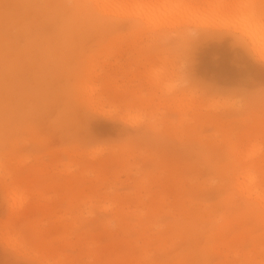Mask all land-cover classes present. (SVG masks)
I'll list each match as a JSON object with an SVG mask.
<instances>
[{
  "label": "rangeland",
  "instance_id": "rangeland-1",
  "mask_svg": "<svg viewBox=\"0 0 264 264\" xmlns=\"http://www.w3.org/2000/svg\"><path fill=\"white\" fill-rule=\"evenodd\" d=\"M48 2L53 0H0V178L7 163L31 194L25 213L30 224L48 236L47 256L57 261L101 258L145 264H264V234L260 231L264 217L258 206L230 210L229 197L223 191L228 161L223 160L219 170L204 180L193 175L201 163L220 159L217 150L227 139V125L193 122L183 111L169 115L165 103L141 91V98L156 104L157 111L148 137L149 150L141 157L139 168L125 167L117 157L103 167L84 164L67 148L71 129L89 119L77 106L74 85L78 80L89 93L139 91L135 70L145 54L187 38L190 27L183 32L172 27L150 31L137 24L115 28L82 19L89 15L86 10L73 13L32 7ZM158 12L164 15L170 10ZM57 15L79 19L37 40L26 39L33 54L23 67L8 65L19 118L51 130L55 143L45 134L20 138L17 143L22 149L11 150L6 160L2 108L5 31L12 38L27 37L32 19ZM204 55L208 64H215L226 60L230 50L226 43H215ZM97 127L105 125L97 123ZM262 163L260 157L251 161L257 169ZM92 191L97 193L96 199L84 196ZM85 231L110 243L99 253L60 250L62 241ZM240 238L250 240L251 245L241 247L236 243ZM140 240L149 242L140 244ZM180 241H185L183 246ZM9 259L0 253V261Z\"/></svg>",
  "mask_w": 264,
  "mask_h": 264
},
{
  "label": "snow or ice",
  "instance_id": "snow-or-ice-1",
  "mask_svg": "<svg viewBox=\"0 0 264 264\" xmlns=\"http://www.w3.org/2000/svg\"><path fill=\"white\" fill-rule=\"evenodd\" d=\"M32 7L73 13L86 10L89 15L82 19L108 23L115 28L137 24L150 31L172 27L183 32L186 26L190 27L191 34L187 38L166 48H153L145 54L135 70L139 91L89 93L79 80L76 82L77 106L88 113L89 119L71 129L66 139L68 151L84 164L103 167L106 161L117 157L125 167L139 168L141 157L149 150L148 137L157 111L156 104L141 98L142 91L145 96L151 95L157 102L165 103L169 115L183 111L193 122L227 125V139L217 150L220 159L201 163L193 170V175L204 180L227 160L229 172L223 191L229 197L230 210L236 212L258 206L264 217V163L259 169L251 164L255 157L264 161V0H172L166 3L156 0H53ZM165 9L170 13L157 14ZM76 19L79 18L69 15L34 18L30 21L27 37L12 38L5 31L2 108L6 160L11 150L22 149L17 143L20 138L45 134L50 143H55L51 130L19 118L18 97L11 86L8 65L15 63L23 67L33 54L26 39L37 40ZM215 43H226L230 55L224 61L208 64L204 54ZM97 123L105 128H98ZM84 196L96 199L97 193L86 192ZM31 199L25 185L10 172L6 163L0 178V253L10 259L0 264H145L139 260L57 261L49 258L48 236L36 230L25 213ZM95 207L104 210L99 204ZM70 211L75 214L76 210ZM260 231L264 234V220ZM197 238L203 240V237ZM148 242L138 241L140 244ZM109 243L85 231L83 234L74 232L71 239L62 241L59 247L71 254L80 249L99 253ZM184 243L180 241L179 246ZM236 243L244 248L251 245L245 238Z\"/></svg>",
  "mask_w": 264,
  "mask_h": 264
},
{
  "label": "bare ground",
  "instance_id": "bare-ground-1",
  "mask_svg": "<svg viewBox=\"0 0 264 264\" xmlns=\"http://www.w3.org/2000/svg\"><path fill=\"white\" fill-rule=\"evenodd\" d=\"M170 12H167V13H165L164 15H167V14H169ZM158 15H161L159 12L157 13ZM259 41H260V37L259 36H257V42L259 43Z\"/></svg>",
  "mask_w": 264,
  "mask_h": 264
}]
</instances>
